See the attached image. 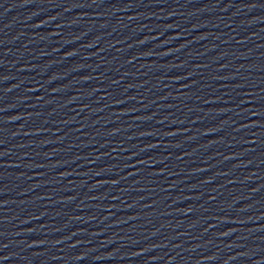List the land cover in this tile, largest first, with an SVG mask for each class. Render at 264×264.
<instances>
[{
  "label": "water",
  "instance_id": "water-1",
  "mask_svg": "<svg viewBox=\"0 0 264 264\" xmlns=\"http://www.w3.org/2000/svg\"><path fill=\"white\" fill-rule=\"evenodd\" d=\"M0 264H264L93 132L0 88Z\"/></svg>",
  "mask_w": 264,
  "mask_h": 264
}]
</instances>
